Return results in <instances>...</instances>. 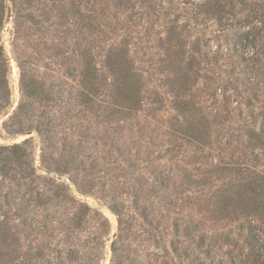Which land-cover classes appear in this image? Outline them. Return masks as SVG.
<instances>
[{
  "label": "rangeland",
  "instance_id": "rangeland-1",
  "mask_svg": "<svg viewBox=\"0 0 264 264\" xmlns=\"http://www.w3.org/2000/svg\"><path fill=\"white\" fill-rule=\"evenodd\" d=\"M0 52V264H264V0H0Z\"/></svg>",
  "mask_w": 264,
  "mask_h": 264
},
{
  "label": "trees",
  "instance_id": "trees-1",
  "mask_svg": "<svg viewBox=\"0 0 264 264\" xmlns=\"http://www.w3.org/2000/svg\"><path fill=\"white\" fill-rule=\"evenodd\" d=\"M0 57H1V52H0ZM109 66L111 67V70L113 71V73L117 72L118 66L115 63H113V62L111 63L110 62ZM0 73L4 74V70L0 69ZM84 82H87V74L84 76ZM28 84H30V83L23 81V77H22L21 78V86L24 89V91H26L27 93H31L32 95H37V92L39 91V88L36 87V85L30 86ZM83 87L85 89V84H84ZM120 93H122V92H120ZM137 94H138V90H137V87L135 86V88L133 90V93L131 95L129 94L128 96L123 97V100L124 101H131L132 100V103L136 104L137 103ZM81 96H82L84 101H87L89 99L88 96H87V93H85V92L82 93ZM177 107L180 108V109L183 107V102L181 100L178 101ZM12 147H14V146H12ZM0 158H1V154H0ZM0 161H1V159H0Z\"/></svg>",
  "mask_w": 264,
  "mask_h": 264
},
{
  "label": "water",
  "instance_id": "water-1",
  "mask_svg": "<svg viewBox=\"0 0 264 264\" xmlns=\"http://www.w3.org/2000/svg\"><path fill=\"white\" fill-rule=\"evenodd\" d=\"M50 175H54V173L53 172H48Z\"/></svg>",
  "mask_w": 264,
  "mask_h": 264
}]
</instances>
